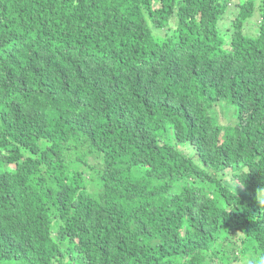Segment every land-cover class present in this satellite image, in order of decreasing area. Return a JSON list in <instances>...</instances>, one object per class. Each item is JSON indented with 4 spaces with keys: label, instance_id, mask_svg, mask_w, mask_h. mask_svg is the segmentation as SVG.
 I'll return each instance as SVG.
<instances>
[{
    "label": "trees",
    "instance_id": "obj_1",
    "mask_svg": "<svg viewBox=\"0 0 264 264\" xmlns=\"http://www.w3.org/2000/svg\"><path fill=\"white\" fill-rule=\"evenodd\" d=\"M261 189L264 0H0V264H248Z\"/></svg>",
    "mask_w": 264,
    "mask_h": 264
},
{
    "label": "clouds",
    "instance_id": "obj_2",
    "mask_svg": "<svg viewBox=\"0 0 264 264\" xmlns=\"http://www.w3.org/2000/svg\"><path fill=\"white\" fill-rule=\"evenodd\" d=\"M256 202L261 207V210H264V189L257 191ZM248 264H264V255L256 254L251 256Z\"/></svg>",
    "mask_w": 264,
    "mask_h": 264
},
{
    "label": "rangeland",
    "instance_id": "obj_3",
    "mask_svg": "<svg viewBox=\"0 0 264 264\" xmlns=\"http://www.w3.org/2000/svg\"><path fill=\"white\" fill-rule=\"evenodd\" d=\"M254 17V16H253ZM252 30H253V27L250 25L249 27H248V32H252ZM229 119H230V116L228 115L227 117H226V121L225 122H228L229 121ZM191 152H189V154L190 155H193L194 154V151H192V149L190 150ZM235 187H237V185H235ZM234 187V188H235ZM7 264H10V263H7ZM17 264H19V263H17Z\"/></svg>",
    "mask_w": 264,
    "mask_h": 264
}]
</instances>
